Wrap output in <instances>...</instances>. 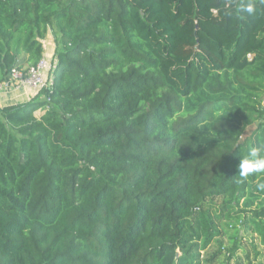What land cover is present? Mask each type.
Instances as JSON below:
<instances>
[{
    "label": "trees",
    "instance_id": "trees-1",
    "mask_svg": "<svg viewBox=\"0 0 264 264\" xmlns=\"http://www.w3.org/2000/svg\"><path fill=\"white\" fill-rule=\"evenodd\" d=\"M48 34L47 97L0 108V264H202L264 222V173L239 176L264 143V0H0V83ZM239 249L206 263L263 256Z\"/></svg>",
    "mask_w": 264,
    "mask_h": 264
},
{
    "label": "rangeland",
    "instance_id": "rangeland-1",
    "mask_svg": "<svg viewBox=\"0 0 264 264\" xmlns=\"http://www.w3.org/2000/svg\"><path fill=\"white\" fill-rule=\"evenodd\" d=\"M42 42L45 50L44 56L46 57L49 55L46 60L50 63V61L52 62V60L48 58H53V53L56 46L55 38L51 34H48L45 40H43ZM38 114L39 112L36 113V115ZM254 128V126L248 128L244 135V138L248 137L252 133ZM230 225L235 226L236 229L232 231H225V235L223 237L216 239L206 251L201 253L202 264H207L206 260H208L216 251H218V249H229L235 244H238V246L240 247V249L238 250V255L243 258L244 251H249L251 259H254V251L259 252L264 256V222H262L261 224H253L250 222L244 224L230 222ZM263 256L258 257L257 260H253V264H264ZM224 261L225 259L222 255L216 262V264H223ZM230 264H235V258L231 260Z\"/></svg>",
    "mask_w": 264,
    "mask_h": 264
},
{
    "label": "built area",
    "instance_id": "built-area-1",
    "mask_svg": "<svg viewBox=\"0 0 264 264\" xmlns=\"http://www.w3.org/2000/svg\"><path fill=\"white\" fill-rule=\"evenodd\" d=\"M52 66L42 58L37 64L25 68H13L5 80L0 83V94L8 90L30 89L35 92L40 91L45 87L52 86V77L46 78L44 72H50ZM44 73V74H43Z\"/></svg>",
    "mask_w": 264,
    "mask_h": 264
},
{
    "label": "clouds",
    "instance_id": "clouds-1",
    "mask_svg": "<svg viewBox=\"0 0 264 264\" xmlns=\"http://www.w3.org/2000/svg\"><path fill=\"white\" fill-rule=\"evenodd\" d=\"M239 7L241 14L251 15L254 10L251 2L241 4ZM261 173H264V143H254L249 147L247 155L240 158L239 176L247 177ZM259 187L264 188V184H260Z\"/></svg>",
    "mask_w": 264,
    "mask_h": 264
},
{
    "label": "crops",
    "instance_id": "crops-1",
    "mask_svg": "<svg viewBox=\"0 0 264 264\" xmlns=\"http://www.w3.org/2000/svg\"><path fill=\"white\" fill-rule=\"evenodd\" d=\"M48 56L46 57L44 56V58L47 59ZM48 59L53 61V58L52 59L48 58ZM50 63L52 62L50 61ZM44 73L46 74L47 76L46 78L48 79L50 77L49 73L47 71ZM50 88L51 87L47 86L40 90L42 91L41 99H44L47 97L48 93L50 92ZM37 93L38 92H35L30 89L8 90L7 92L0 94V108L7 106V105H13L19 102L29 101L30 99H33L35 96H37Z\"/></svg>",
    "mask_w": 264,
    "mask_h": 264
}]
</instances>
